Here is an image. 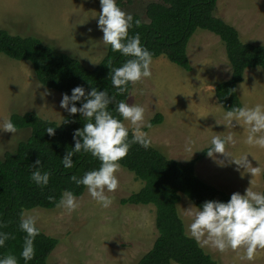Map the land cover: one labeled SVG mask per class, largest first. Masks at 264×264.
I'll list each match as a JSON object with an SVG mask.
<instances>
[{
    "label": "rangeland",
    "instance_id": "rangeland-1",
    "mask_svg": "<svg viewBox=\"0 0 264 264\" xmlns=\"http://www.w3.org/2000/svg\"><path fill=\"white\" fill-rule=\"evenodd\" d=\"M152 1L160 0H116L125 13L136 14L142 21H146L145 7ZM99 11V0H0V28L12 35H34L91 69L108 47L100 41ZM213 15L229 21L242 43L255 41L264 45V0H216ZM186 50L191 70H184L164 55L153 57L151 77L131 84L126 102L143 106L146 121L156 113L162 115L161 122L144 130L152 147L179 162L195 158L208 146L212 135L232 132L235 143L226 145V150L236 157L249 153V163L260 171L252 176L242 167L237 170L235 164L229 163L230 157L205 154L194 163L195 172L200 180L230 193H243L250 180V187L262 192L264 148L244 143L246 128L223 125L225 110L216 99L215 85L226 80L231 72L223 42L216 34L198 28ZM138 89H143L142 95L134 91ZM237 94L241 106L264 104V69L247 67L237 84ZM61 97L60 92L39 83L28 61L0 53V121L9 119L12 113L34 112L42 119L59 123L67 114L60 107ZM28 135V128L16 129L15 133L0 130V158ZM189 140L201 150L192 155L186 153L184 145ZM219 160L224 165L218 164ZM116 176L117 188L106 193L112 201L108 207H101L85 188L80 196H75L79 203L72 212L57 206L23 210L37 217V227L43 233L57 239L47 264H136L151 248L157 236L154 205L120 203L122 198L137 192L143 181L121 165ZM179 195L176 209L186 231L188 208L197 207L183 193ZM203 250L217 264H264V249H257L251 261L242 258L243 248L223 253L214 248Z\"/></svg>",
    "mask_w": 264,
    "mask_h": 264
},
{
    "label": "trees",
    "instance_id": "trees-1",
    "mask_svg": "<svg viewBox=\"0 0 264 264\" xmlns=\"http://www.w3.org/2000/svg\"><path fill=\"white\" fill-rule=\"evenodd\" d=\"M215 3L216 0L149 2L144 12L146 21L132 14L133 25L128 33L130 36L139 34L141 46L151 52L152 58L164 55L186 71L191 70L186 47L195 30L199 28L216 34L224 44L231 66L230 76L215 85L216 99L227 111L232 107H241L237 84L242 81L244 70L256 66L264 69V45L242 43L233 26L213 15ZM137 19L140 20L139 25L135 24ZM0 53L15 60L28 61L39 83L61 94L70 95L71 89L77 85L83 86L86 92L91 87L106 90L112 97L108 110L119 118L115 105L121 100L126 102L131 84L124 93H118L113 88L110 70L119 67L127 58L113 52L110 46L98 63L88 69L77 59L46 45L34 35H12L0 28ZM75 103L79 107L80 101ZM9 119L16 129L28 128L29 135L18 141L13 151H6L0 158V225H3L0 231L10 234L4 246L0 247V257L12 254L16 256L18 264H25L19 255L25 237L18 227L21 212L34 207L54 208L65 190L80 196L86 187L75 184L70 177L75 175L79 178L85 171L98 168L100 162L91 154L81 152L74 154L71 168L65 169L61 164V157L74 144L73 131L83 126L84 120L79 113H67L62 120L68 122L62 121L59 126L34 112L12 113ZM161 120L162 115L156 113L150 122L154 125ZM50 126L55 127V134L51 136L45 132ZM207 147L195 158L183 163L167 158L152 146L145 149L132 144L127 155L119 161V165L143 181V186L137 192L122 198L120 203H150L155 207L157 236L151 248L136 264H170L172 261L178 264H217L193 239L185 235L176 209L179 193H183L196 207L205 200L226 202L229 199L230 192L205 183L195 172L194 163L206 154ZM38 158L41 161L39 170L49 173L45 186H38L31 180V172L36 166L34 162ZM56 244L55 237L40 230L33 240V258L27 264H47L46 259Z\"/></svg>",
    "mask_w": 264,
    "mask_h": 264
},
{
    "label": "clouds",
    "instance_id": "clouds-1",
    "mask_svg": "<svg viewBox=\"0 0 264 264\" xmlns=\"http://www.w3.org/2000/svg\"><path fill=\"white\" fill-rule=\"evenodd\" d=\"M99 4L97 28L102 32L100 41L105 46H110L113 52H119L127 58L119 67H112L110 70L113 88L118 93H124L129 84H136L144 78L151 77L152 54L141 46L139 34L129 35L128 29L133 25L131 13H125L118 7L116 0H99ZM96 16L97 14L93 17ZM135 24L139 25L140 20H135ZM134 91L143 94V89ZM76 101H80L79 107ZM111 102L112 97L106 90L91 87L86 92L80 85L73 87L70 95L63 93L59 102L60 107L69 115L79 113L84 120L83 126L73 131L74 144L71 150H67L61 157V164L65 169L71 168L74 154L81 152L91 154L100 162L98 168L85 171L79 178L72 175L70 179L77 185L85 186L91 198L101 207H108L112 202L106 193L117 188L116 173L120 166L119 161L127 155L130 146L138 144L147 149L152 144L148 132L144 130L152 127L151 122L145 120L144 107L121 100L115 105V112L119 116L117 118L108 110ZM223 125L226 128H234L236 125L246 128L244 143L264 148V104L232 107L224 112ZM0 130L15 133L16 128L11 119H4L0 121ZM45 132L50 136L54 135L55 127H47ZM234 143L232 132L226 135H212L206 154L209 157L223 154L230 157L229 163L235 164L237 170L242 167L244 172L256 175L260 170L249 163L247 159L249 153L236 157L226 150V145ZM196 150L201 148L195 147L191 140L184 145L186 153L192 155ZM217 162L220 165L225 163L223 160ZM40 163L39 158L34 162L36 166L31 172V180L38 186H45L49 181V173L39 170ZM243 174L241 172V175ZM251 184L250 180L243 193L238 191L231 193L226 202L205 200L197 208L189 207L187 213L189 222L186 224L185 235L202 249L214 248L223 253L228 249L243 248L242 258L253 260L256 250L264 249V192L254 191L250 187ZM78 203L73 193L65 190L56 206L72 212L78 207ZM18 227L25 233L19 255L27 264L34 255L33 240L40 232L37 217L21 212ZM9 237V233L0 231V247L4 246ZM0 264H18V260L15 255L8 254L0 257Z\"/></svg>",
    "mask_w": 264,
    "mask_h": 264
},
{
    "label": "crops",
    "instance_id": "crops-1",
    "mask_svg": "<svg viewBox=\"0 0 264 264\" xmlns=\"http://www.w3.org/2000/svg\"><path fill=\"white\" fill-rule=\"evenodd\" d=\"M220 17H222L221 15H219ZM219 17V18H220ZM222 18H224V17H222ZM221 18V19H222ZM223 20V19H222ZM224 21L226 22V19L224 18ZM229 22V21H228ZM228 22H226L227 24H228ZM231 23L229 22V25H230ZM250 43H258V42H255V41H251ZM258 44H262V43H258ZM263 45V44H262ZM225 49V48H224ZM186 52H187V50H186ZM226 54V53H225ZM230 68H231V66H230ZM9 118V117H8Z\"/></svg>",
    "mask_w": 264,
    "mask_h": 264
}]
</instances>
